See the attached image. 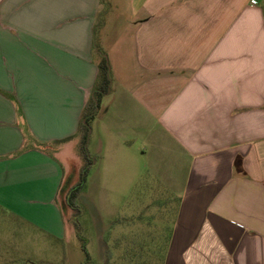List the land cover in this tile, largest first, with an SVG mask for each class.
Instances as JSON below:
<instances>
[{
  "label": "crops",
  "instance_id": "0c3cea01",
  "mask_svg": "<svg viewBox=\"0 0 264 264\" xmlns=\"http://www.w3.org/2000/svg\"><path fill=\"white\" fill-rule=\"evenodd\" d=\"M115 1L0 0V217L66 237L54 151L81 139L105 55L93 120L175 201L161 264H264V0Z\"/></svg>",
  "mask_w": 264,
  "mask_h": 264
},
{
  "label": "rangeland",
  "instance_id": "374dc122",
  "mask_svg": "<svg viewBox=\"0 0 264 264\" xmlns=\"http://www.w3.org/2000/svg\"><path fill=\"white\" fill-rule=\"evenodd\" d=\"M115 2L125 16L126 1ZM110 17L121 21L113 11L105 19L109 25L114 23ZM110 71L112 85L118 79L111 67ZM90 123L88 150L93 163H101L91 166L76 207L66 201L69 192L81 182L87 163L83 143L81 139L73 140L54 151L66 173L58 199L66 237L57 240L23 222L1 216L0 235L5 238V245L0 246V264H161L175 201L168 202L167 188L152 166H144L134 150L129 151L126 160L118 146H109L112 139L116 145L117 139L101 125V118ZM99 139L107 143L106 161L97 154Z\"/></svg>",
  "mask_w": 264,
  "mask_h": 264
},
{
  "label": "trees",
  "instance_id": "16d2710c",
  "mask_svg": "<svg viewBox=\"0 0 264 264\" xmlns=\"http://www.w3.org/2000/svg\"><path fill=\"white\" fill-rule=\"evenodd\" d=\"M103 15L102 12L99 16V22L103 23ZM111 89V71L110 66L108 62V58L104 55L101 58V61L99 63V75L98 80L93 88L92 95L87 103V106L83 112V118L80 125V133H81V141L83 143L82 150L85 159L87 160V163L84 167L82 176H81V182L79 185H77L75 188H73L69 194L67 195V203L71 207H76V199L81 191L86 186L88 174L90 172V168L93 165V158L88 150V143L90 139L91 134V120L94 119V117L98 114V111L101 106V100L102 98L109 93ZM62 191V188H61ZM60 191V193H61ZM85 251V249H84ZM86 252V251H85Z\"/></svg>",
  "mask_w": 264,
  "mask_h": 264
}]
</instances>
